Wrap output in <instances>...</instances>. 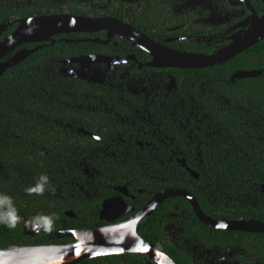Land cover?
Instances as JSON below:
<instances>
[{"label": "flooded vegetation", "instance_id": "af4514ba", "mask_svg": "<svg viewBox=\"0 0 264 264\" xmlns=\"http://www.w3.org/2000/svg\"><path fill=\"white\" fill-rule=\"evenodd\" d=\"M52 15L82 24L20 43L0 58L26 52L14 66L35 53L30 70L20 73L50 85L42 88L47 102L37 104L46 117L30 120L38 136L23 135V119L0 120L4 150L20 139L50 143L30 151L47 159L42 173L19 170L13 182L0 183V201H10L0 203V251L71 243L67 231L129 220L167 190L187 191L204 214L230 225L264 223L262 169L222 161L260 154L264 122L246 118L232 135L218 118L234 105L248 110L231 102L232 88L246 91L253 82V94L264 91V38L210 66L174 65L160 55L166 49L201 55L221 49L264 16V0H0V41L20 20ZM240 55L242 63H254L214 76L212 68ZM240 70L255 74L235 76ZM261 104L256 99L253 106ZM1 167L6 178L9 167L2 160ZM193 214L199 220L190 200L172 193L139 228L182 264H264V230L219 229L200 220L194 227ZM114 255L98 264H157L142 255L139 261Z\"/></svg>", "mask_w": 264, "mask_h": 264}, {"label": "water", "instance_id": "95a60500", "mask_svg": "<svg viewBox=\"0 0 264 264\" xmlns=\"http://www.w3.org/2000/svg\"><path fill=\"white\" fill-rule=\"evenodd\" d=\"M82 22L66 15L33 17L22 19L17 29L0 41V58L10 52L14 47L23 42H33L50 39L59 32L66 31L75 26L74 31L79 30ZM5 28L0 25V33ZM69 28V29H70ZM264 38V16L255 19L249 28L237 33L230 44L206 55L194 53H182L171 49L160 51L168 63L179 66H210L230 60L244 49ZM155 52V49H154ZM26 56V52H17L7 60L0 62V75L11 65L18 63ZM193 56L200 58H216L211 62L200 61V64H189L194 60ZM191 58V59H190ZM254 71L240 70L236 72L237 77H250ZM167 190L157 193L137 215L129 220L101 225L98 227L83 228L67 231L65 235L72 237L75 241L61 245H24L13 246L0 251V264H76L78 262L94 257L114 254H139L157 264H178L172 256L162 250L159 246L143 238L139 233V225L153 212L157 204L172 193H182L190 200V203L199 220L206 225L219 229H246L252 231H263L264 223L258 220H239L235 225L229 221H219L203 213L196 199L187 191ZM112 220L113 218H108ZM252 227H244V224ZM28 224H26L27 226ZM27 231V229H25Z\"/></svg>", "mask_w": 264, "mask_h": 264}, {"label": "trees", "instance_id": "16d2710c", "mask_svg": "<svg viewBox=\"0 0 264 264\" xmlns=\"http://www.w3.org/2000/svg\"><path fill=\"white\" fill-rule=\"evenodd\" d=\"M242 55H240V57H236L232 62H227L225 64H221L215 68H212L214 76H217L216 74L226 73L228 70L235 71L237 68L249 67L254 63L249 61H247L246 63H242V61H240ZM35 56V53L28 56L21 63L8 68L0 76V120L7 119L16 121L19 119H23L24 123L22 128L24 133L23 135L25 137L31 136L33 134L36 136L39 135V133L35 132V130L32 128L33 123L30 120L46 117L44 114L45 111L40 106H37V104L41 103L42 105L43 103L47 102L46 93L42 90V88L50 86L45 79H34L30 75L20 73V71L28 72L30 70L29 66L32 63L31 61L36 60ZM245 58H247V56H245ZM234 64H238V66ZM252 81H254V79H252ZM254 87L255 84L252 82L249 83L248 89L246 91H242L237 87L232 88L230 90V93L228 94L232 98L231 102L246 105L248 108L247 111L245 110V108H239L236 105L231 106L228 110H218L220 112L218 114V118L226 121V128L229 129L232 135L238 133L240 129L239 125L246 118L248 119L249 117H251L253 119H259L264 122V91L261 93V96H256L255 94H253ZM256 99H259L263 103L259 108L253 106V104L256 102ZM218 111L215 110V113H217ZM233 120L239 122V124H235V128H231L230 130V126ZM224 133L226 132L224 131ZM49 145L50 143L46 141L31 142L26 141V139H20V141L18 142L10 141L9 143H7L4 150V146H1L0 143V183L3 181L13 182L19 170L23 171V174H25V172L27 171H32V174L35 175L42 173V171L47 168V159L45 157L37 158L35 157V155H32L30 151L39 150L42 147L48 149ZM241 145L244 146L245 143L242 142ZM234 146H237V144H234ZM20 153H22V155ZM1 160L5 161L6 165L9 167V171L5 174L6 178H4V175L1 174ZM222 161L225 162L224 165L226 167L234 168L239 167L241 164L252 170L260 168L262 169L261 172L264 174V142H262V152L255 157L248 156L246 158H239L233 156L228 160L222 159ZM10 176H12V180H9ZM0 194L2 195V192H0ZM202 198L204 199V197ZM150 219L151 217L147 218V220H145L143 224L147 223V221H149ZM190 221L192 222L191 224L194 227H198L200 225V221L197 220L194 214L191 216ZM150 226L154 229L153 222L150 223ZM139 233L144 238H148V240L156 243V241L152 238L146 237L144 230H142L141 227L139 228ZM159 247L162 246L159 245ZM163 250L170 256H172L178 264H182L180 260H178L176 255H174L172 252L166 250L165 247H163ZM119 255H123L124 257H126L125 255H135V261H139L138 259L140 258L139 254ZM116 256L118 255L100 256L97 258H91L89 260L87 259L76 264H98V262H100L104 257L112 259ZM183 264H189V262H185Z\"/></svg>", "mask_w": 264, "mask_h": 264}, {"label": "bare ground", "instance_id": "6f19581e", "mask_svg": "<svg viewBox=\"0 0 264 264\" xmlns=\"http://www.w3.org/2000/svg\"><path fill=\"white\" fill-rule=\"evenodd\" d=\"M194 57V60L192 61V60H190L189 61V64H200V63H202V62H200V61H204V62H211V61H213L214 59H216V58H211V57H206V58H200V57H197V56H193ZM191 59V58H190ZM258 227H263V226H258Z\"/></svg>", "mask_w": 264, "mask_h": 264}, {"label": "clouds", "instance_id": "9594fccd", "mask_svg": "<svg viewBox=\"0 0 264 264\" xmlns=\"http://www.w3.org/2000/svg\"><path fill=\"white\" fill-rule=\"evenodd\" d=\"M45 182H46V177H44V178H42ZM41 189L40 188H37L36 189V191H40ZM0 202H2L4 205H8V204H10V201H9V199L7 198V197H4L3 199H2V201H0ZM10 215V220H9V226L11 227V226H14V223L12 222L13 221V219H14V217H11V214H9Z\"/></svg>", "mask_w": 264, "mask_h": 264}]
</instances>
